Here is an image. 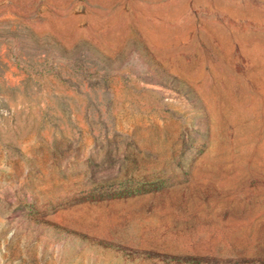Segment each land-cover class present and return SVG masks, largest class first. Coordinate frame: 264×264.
Returning <instances> with one entry per match:
<instances>
[{"label":"rangeland","instance_id":"1","mask_svg":"<svg viewBox=\"0 0 264 264\" xmlns=\"http://www.w3.org/2000/svg\"><path fill=\"white\" fill-rule=\"evenodd\" d=\"M0 264H264V0H0Z\"/></svg>","mask_w":264,"mask_h":264}]
</instances>
